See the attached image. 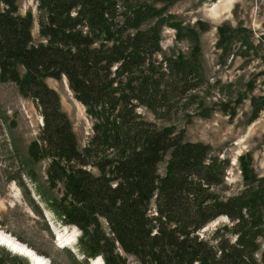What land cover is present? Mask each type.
Wrapping results in <instances>:
<instances>
[{"label": "trees", "instance_id": "1", "mask_svg": "<svg viewBox=\"0 0 264 264\" xmlns=\"http://www.w3.org/2000/svg\"><path fill=\"white\" fill-rule=\"evenodd\" d=\"M38 1L45 43L35 45L31 14L18 13L17 0H0L1 74L44 118L31 147L51 155L63 196L51 198L49 208L56 222L80 232L84 260L126 264L124 252L140 264H264V251L256 256L264 237V177L251 169L246 191L220 193L228 158L137 111L169 119L188 109L189 123L198 107L210 110L205 97L193 94L206 84L201 51L168 54L162 44L170 17L158 3L175 0ZM223 31L218 46L228 54ZM47 78H65L92 116L85 147ZM220 217L229 222L200 233Z\"/></svg>", "mask_w": 264, "mask_h": 264}, {"label": "rangeland", "instance_id": "2", "mask_svg": "<svg viewBox=\"0 0 264 264\" xmlns=\"http://www.w3.org/2000/svg\"><path fill=\"white\" fill-rule=\"evenodd\" d=\"M158 6L163 7V16L171 18L161 28L166 53L189 55L195 48L202 53L206 84L193 94L205 97L210 110L203 112L198 107L189 123L185 117L188 109L178 108L180 112L169 119H157L145 107H137V111L160 126L184 130L185 141L208 144L213 153L228 158L225 182L216 190L226 196L238 195L249 188L251 169L256 178L264 177V0H175ZM17 7L21 15L32 16V43H45L39 29V1L17 0ZM2 8L5 6L0 4ZM178 24L180 32L175 27ZM223 28L230 40L228 54L218 46ZM192 30H196V38ZM18 68L25 73L20 65ZM46 81L58 92L79 145L85 147L93 125L87 107L75 98L65 78ZM43 120L36 102L2 76L0 68V233L31 248L48 264H87L77 243L66 247L61 239L57 242V233L63 240L75 238L77 242L80 232L56 222L49 208L50 199L62 198L63 192L57 177L53 178L48 150L31 147L39 140ZM165 166V162L160 164L161 174ZM222 222L229 221L220 217L200 233ZM259 244L257 257L264 251V237ZM122 255L126 264H140L136 256ZM31 262L35 264L31 257L0 244V264Z\"/></svg>", "mask_w": 264, "mask_h": 264}, {"label": "bare ground", "instance_id": "3", "mask_svg": "<svg viewBox=\"0 0 264 264\" xmlns=\"http://www.w3.org/2000/svg\"><path fill=\"white\" fill-rule=\"evenodd\" d=\"M58 235H59V239H61V241H63L62 243L65 244L63 246H66L68 243H72V240L70 241L69 238H67V240H63L61 238V233H58ZM0 244L9 248V250H11L12 252H15L16 254L31 257L35 261V264H48L44 261V259L42 257H40L41 255L36 254V252H34L31 248L21 244L18 240L14 239V238H12V237L4 234V233H0ZM92 261H93L92 262L93 264H104V262L101 258H97V259L92 260Z\"/></svg>", "mask_w": 264, "mask_h": 264}]
</instances>
